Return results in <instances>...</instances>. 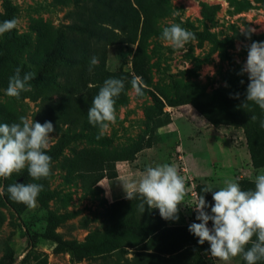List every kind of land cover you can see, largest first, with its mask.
<instances>
[{
    "label": "rangeland",
    "instance_id": "374dc122",
    "mask_svg": "<svg viewBox=\"0 0 264 264\" xmlns=\"http://www.w3.org/2000/svg\"><path fill=\"white\" fill-rule=\"evenodd\" d=\"M13 18L18 21L13 29L14 41H10L8 33L0 36V124L18 123L22 115L42 124L49 101H32L24 97L23 92L19 98L9 97L5 92L9 78L18 67L21 75L27 70L38 71L49 48L46 44L48 36L76 23V1L0 0V22ZM172 23L195 33L196 40L182 49L162 41L163 27ZM155 24L158 29L138 58L135 56L136 44H120L107 49L106 69L141 78L146 85L144 95L137 96L131 88L128 102L116 108L115 124H111L102 136L99 127L64 126L61 131L49 133L54 139L47 154L61 143L64 148L52 161L48 178L34 180L27 168L10 176L24 180L25 184H42L44 188L37 197V206L28 208L22 215H17L0 196V264L99 262L74 258L66 244H83L91 233L101 229L107 204L113 202L110 189L113 192L117 187L123 188L122 182L117 185L115 180L105 178L98 184L104 188V193L85 191L83 174L86 176L94 168L100 152L124 150L142 141L144 149L129 162L134 168V178L149 166L165 163L176 166L183 176V161L176 151L181 145H184L182 152L188 156L192 154V145L197 146V153L201 152L197 155L199 160L211 154L229 165L231 160L240 158L238 155L229 157V153L230 146L245 147L243 130L213 126L192 106L173 104L181 90L194 85H201L210 95L228 86L232 74L240 71L246 61L245 46L252 41H264V0H171L165 14L156 19ZM248 28L256 30L250 40L241 33ZM238 46L240 51H237ZM56 100L55 96L53 101ZM159 112L165 117L150 120L151 115ZM166 117L170 118V125L166 133L160 134L157 126ZM222 135L226 139L221 138ZM214 142L215 146L212 145ZM247 153L250 155L249 151ZM237 171V180L252 179L255 182L264 168L254 170L242 166ZM196 185V181L185 179V186L190 187V191L195 190ZM43 196L49 199L41 204ZM124 197L125 193L116 196L114 201ZM192 198L195 201V197ZM202 257L208 264L207 254Z\"/></svg>",
    "mask_w": 264,
    "mask_h": 264
},
{
    "label": "trees",
    "instance_id": "16d2710c",
    "mask_svg": "<svg viewBox=\"0 0 264 264\" xmlns=\"http://www.w3.org/2000/svg\"><path fill=\"white\" fill-rule=\"evenodd\" d=\"M77 21L60 33L46 39L49 48L45 51L36 77L30 81L31 91L22 95L32 101H49L43 112L42 124L50 121L54 131L64 126L98 128L88 120V111L104 81L108 78L123 79L125 89L116 98L115 108L128 102L131 89L130 73L109 72L106 69L107 49L120 44H136L138 58L144 51L148 39L157 31L155 20L165 14L171 0H75ZM14 41V30L7 32ZM99 58L98 65L89 73L91 57ZM27 72H31L27 70ZM239 72V71H238ZM233 73L226 88L214 95L208 94L201 85L181 90L173 106L190 105L213 126H232L244 131L246 145L252 166L264 168V110L254 102H246L248 78ZM241 80L244 83H241ZM239 97L236 98V94ZM56 101H53L54 97ZM247 103V107L243 104ZM163 112L151 115L150 120L165 117ZM255 116V120L251 117ZM170 118H164L158 129L169 125ZM74 137V136H73ZM73 137L69 138L70 140ZM64 148L61 143L56 150L48 153L56 160ZM144 149L143 142L119 151L98 153L99 159L85 176L84 189L89 193H104L98 184L101 180L118 177L116 165L119 162H133ZM24 183L11 177L0 178L4 186L2 200L17 214H24L28 207L10 198L7 186ZM241 190H255V182L240 179ZM203 184L196 185L197 195H203L212 205L208 193H203ZM49 199L40 198L41 204ZM142 197L133 200L126 198L107 204L102 228L91 233L86 242L67 243L71 255L78 259H95L96 264H207L202 255L208 254L209 243H198V237L189 232V226H168L158 209L145 205L139 210ZM107 203V200H106ZM210 213V207L206 209ZM2 218L0 215V225ZM212 225V222L209 221ZM256 237L253 236V241ZM251 246V243L249 244Z\"/></svg>",
    "mask_w": 264,
    "mask_h": 264
},
{
    "label": "clouds",
    "instance_id": "9594fccd",
    "mask_svg": "<svg viewBox=\"0 0 264 264\" xmlns=\"http://www.w3.org/2000/svg\"><path fill=\"white\" fill-rule=\"evenodd\" d=\"M18 21L13 18L0 22V36L17 27ZM256 30L244 29L241 33L246 39H251ZM161 40L175 49H182L196 40L192 31L180 24L172 23L165 26L161 32ZM246 61L242 64L238 75L247 74L246 102H254L264 110V41H252L245 46ZM240 51V47H237ZM99 58L91 57L88 71L91 73L98 65ZM36 73L27 72L21 75L18 67L15 74L9 78L5 94L19 98L21 92L31 91L30 81ZM243 84L244 81L241 80ZM146 85L141 78L131 80V88L137 96H143ZM125 89L123 79L108 78L93 97L92 106L87 115L89 123L98 126L102 136L111 124H115L116 98ZM239 93L236 94V98ZM243 106L247 107V103ZM256 117L252 116L251 120ZM264 127V121H261ZM54 131L53 124L34 122L26 116H20L18 123L0 124V178L7 179L13 173H19L27 168L28 174L34 179L48 178L51 174L52 158L47 154L50 142L54 139L49 133ZM100 136L97 138L99 139ZM125 198L133 200L139 195L142 202L139 205L141 213L145 205L158 209L165 220H178V205L184 203L187 189L185 179L178 173L176 166L167 163L149 166L134 178L132 175L122 178ZM224 187L213 191L210 185L202 189L203 193L212 192L214 204L209 205L203 195L197 197L195 203L196 220L189 225L188 230L198 243L208 242V253L220 261L229 262L232 258L242 255L247 264H257L264 259V171L256 176L255 190H241L240 185L231 179L224 181ZM44 186L37 183H14L7 186L10 198L26 205L29 209L37 206V197ZM5 194L4 186H0V196ZM210 207V213L206 211ZM209 221L212 227H208ZM253 236L256 237L253 241ZM251 243V247L246 248Z\"/></svg>",
    "mask_w": 264,
    "mask_h": 264
},
{
    "label": "crops",
    "instance_id": "0c3cea01",
    "mask_svg": "<svg viewBox=\"0 0 264 264\" xmlns=\"http://www.w3.org/2000/svg\"><path fill=\"white\" fill-rule=\"evenodd\" d=\"M170 125V124H169ZM169 125L163 126L161 128H159V133L160 134H164L166 133V129L168 128ZM221 138L226 139V137L224 135L221 136ZM218 142V141H217ZM215 143H212V145L215 146ZM220 144H222L221 141H219ZM184 145L178 146L177 147V153H180L179 158L182 159L183 161V168L182 171L183 173V177L184 179H189V180H193L194 182L196 181L197 184H203L205 186L210 185L213 188V191H218L219 188L224 187V181L227 179H231V180H235L236 182H238V178L235 176V173H237L238 169H240L242 166H246L247 168H252L255 170V168H253L252 166V162H251V158L250 155H248L247 151V145L245 144V147H241V148H232L230 146V148L232 150H230L229 153V157L232 156H236L238 155L240 158L238 160H231V163L228 165L226 164V162H221V158L220 157H216V156H211V154L209 155V157L204 158L203 160H199L197 159V155H200L201 152L197 153L196 149L197 146L192 145V154L191 156L184 155ZM211 146V144H210ZM205 148V147H203ZM208 148V147H207ZM215 148V147H211L210 149ZM186 149V148H185ZM212 158V159H211ZM248 163H250L248 165ZM116 169H117V173H118V177L113 179L116 181V184L119 185L121 184V180L124 177H127L129 175H132L134 168L131 167L129 162H120L116 165ZM250 172V171H249ZM252 173V172H250ZM253 174V173H252ZM242 178V177H240ZM250 181H253L252 179H249ZM106 182L109 183V180L106 179ZM109 185V184H108ZM101 187V186H100ZM103 187V186H102ZM186 187V186H185ZM104 189V188H103ZM110 189V187H109ZM187 194L185 195V199H184V203H181L180 205H178L179 208V212H178V216L179 219L178 220H166L168 226L171 227H176V226H189L191 223L196 222L199 223L200 221L196 220V211H195V204L194 202H196L197 197L194 195V193L196 192V190H192L190 191V187H186ZM111 191V197L113 198V202L114 198H116V196H121L123 195L125 192L123 190V188H118L117 190H112ZM190 191V194H189ZM197 194V192H196ZM209 195L211 197V201L212 204H214V201L212 200V192H209ZM195 197V201L194 198ZM125 198V197H124ZM124 198H121L119 200H122ZM116 200V201H119ZM111 202V203H113ZM208 227L211 228L212 225L208 223ZM251 247L249 245L246 246V248ZM210 248V245H209ZM207 262L208 264H225V262L220 261L218 258H214L212 257L209 253L207 254ZM227 264H247V262L243 259L242 255H238L234 258H232L229 262H227ZM257 264H264V259H261L259 261H257Z\"/></svg>",
    "mask_w": 264,
    "mask_h": 264
},
{
    "label": "built area",
    "instance_id": "2783aa9c",
    "mask_svg": "<svg viewBox=\"0 0 264 264\" xmlns=\"http://www.w3.org/2000/svg\"><path fill=\"white\" fill-rule=\"evenodd\" d=\"M194 195L197 197V194H196V192L194 193Z\"/></svg>",
    "mask_w": 264,
    "mask_h": 264
}]
</instances>
